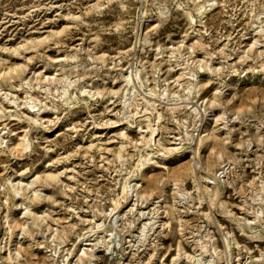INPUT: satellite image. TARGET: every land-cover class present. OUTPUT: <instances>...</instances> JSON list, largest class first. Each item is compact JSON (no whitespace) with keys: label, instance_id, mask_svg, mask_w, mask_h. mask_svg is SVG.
Returning a JSON list of instances; mask_svg holds the SVG:
<instances>
[{"label":"rangeland","instance_id":"rangeland-1","mask_svg":"<svg viewBox=\"0 0 264 264\" xmlns=\"http://www.w3.org/2000/svg\"><path fill=\"white\" fill-rule=\"evenodd\" d=\"M62 263L264 264V0H0V264Z\"/></svg>","mask_w":264,"mask_h":264},{"label":"bare ground","instance_id":"bare-ground-1","mask_svg":"<svg viewBox=\"0 0 264 264\" xmlns=\"http://www.w3.org/2000/svg\"><path fill=\"white\" fill-rule=\"evenodd\" d=\"M16 71H17V70H16ZM16 73H17V72H16ZM244 78H246L247 80H252V76H248V75H247V76H245ZM125 79H126V77H125ZM128 79H129V78H128ZM127 82H128V80H127ZM128 84H129V82H128ZM140 86H141V85H140ZM152 93H153V92H152ZM146 100H147V99H146ZM145 102H146V104H148V101H145ZM149 104H150V102H149ZM152 105H153V104H152ZM31 118L33 119V117H31ZM158 118H159V117H158ZM35 119H36V118H35ZM36 121H37V120H36ZM148 126H149V125H148ZM150 127H151V126H150ZM153 129H155V128L153 127ZM157 130H158V129H157ZM150 133H151V132H150ZM124 135H125V134H124ZM207 135H208V134H207ZM151 136H152V135H151ZM208 137H210V136H208ZM205 138H206V137H204V138H202V139H205ZM146 139H147V138H146ZM210 139H211V138H210ZM214 139H215V138H214ZM147 140H148V139H147ZM155 140H157V139H155ZM216 140H217V139H216ZM218 140H219V139H218ZM150 141H152V138H150ZM157 141H158V140H157ZM203 141H204V140H203ZM203 141H202V144H204ZM144 142H145V141H144ZM158 142H159V141H158ZM146 144H147V143H146ZM202 144H201V145H202ZM145 147H146V145H145ZM164 148H165V147H164ZM164 148H163V149H164ZM212 150H213V149H212ZM164 152H165V151H164ZM159 153H160V152H159ZM148 154H149V153H148ZM149 155H150V154H149ZM146 158H147V157H146ZM146 158H145V159H146ZM143 159H144V158H143ZM148 159H150V158L148 157ZM195 161H196V160H195ZM195 161H194V162H195ZM195 165H196V164H195ZM201 168H202V167H201ZM193 169H194V168H193ZM186 170H187V169L185 168V171H186ZM181 171H184V169L181 170ZM181 171H180V172H181ZM186 172H187V171H186ZM186 172H185V173H186ZM185 173H183V174H185ZM122 189H123V186H122ZM123 190H124V189H123ZM207 192H208V191H207ZM248 235H249V234H248ZM62 264H63V263H62Z\"/></svg>","mask_w":264,"mask_h":264}]
</instances>
